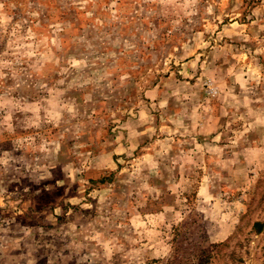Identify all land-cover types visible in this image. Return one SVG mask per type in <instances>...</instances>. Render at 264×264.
I'll list each match as a JSON object with an SVG mask.
<instances>
[{"label":"rangeland","instance_id":"rangeland-1","mask_svg":"<svg viewBox=\"0 0 264 264\" xmlns=\"http://www.w3.org/2000/svg\"><path fill=\"white\" fill-rule=\"evenodd\" d=\"M0 264H264V0H0Z\"/></svg>","mask_w":264,"mask_h":264}]
</instances>
